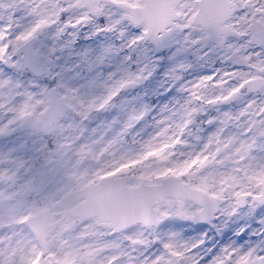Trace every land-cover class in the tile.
<instances>
[{"label": "snow or ice", "instance_id": "snow-or-ice-1", "mask_svg": "<svg viewBox=\"0 0 264 264\" xmlns=\"http://www.w3.org/2000/svg\"><path fill=\"white\" fill-rule=\"evenodd\" d=\"M0 264H264V0H0Z\"/></svg>", "mask_w": 264, "mask_h": 264}]
</instances>
